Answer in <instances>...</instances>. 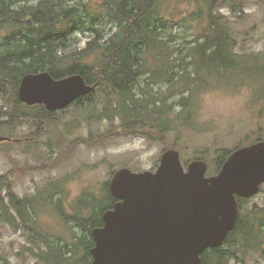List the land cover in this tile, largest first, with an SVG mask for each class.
<instances>
[{
	"label": "rangeland",
	"instance_id": "374dc122",
	"mask_svg": "<svg viewBox=\"0 0 264 264\" xmlns=\"http://www.w3.org/2000/svg\"><path fill=\"white\" fill-rule=\"evenodd\" d=\"M69 1L73 4L79 0ZM99 1L90 2L91 15L100 11L96 6ZM237 1L242 5L234 11L221 10L231 20L238 42L236 52L248 64H263L264 0ZM190 3L161 0L158 4L160 16L168 20L161 29L165 53L160 56L151 50L146 54L145 72L134 90L135 101L141 102L137 107H143L144 102L154 117L155 111L162 108L176 118L182 109L180 99L189 93L184 91V82L194 78L192 52L199 44L197 30L181 22L193 9ZM88 27L75 33L79 50L96 36ZM97 27L104 39L117 31L116 23L109 18L102 19ZM97 57L90 55L85 62L93 64ZM252 79L256 82L246 81L238 86L209 79V84L195 94L193 114L201 131L189 130L179 138L176 133L160 137L138 129L124 131L119 116L122 99L101 89L83 104L74 103L56 112L49 122L29 120L12 129L0 125V135L29 139L0 145V175H9L18 198L32 200L35 207L31 224L34 230L15 229L0 219V264H46L40 256L48 243L77 245L85 234L78 220L99 213L98 207H110L111 201L102 198L113 174L123 168L134 173L156 171L168 149L177 146L185 169L205 154L207 176L217 174V149H234L264 133V81L260 75ZM25 111L39 115L38 109ZM169 124L173 125L170 120ZM244 206L246 210L256 206L263 209L264 186ZM230 249L238 259L228 264H264V256L252 247H243L241 240L227 248Z\"/></svg>",
	"mask_w": 264,
	"mask_h": 264
},
{
	"label": "trees",
	"instance_id": "16d2710c",
	"mask_svg": "<svg viewBox=\"0 0 264 264\" xmlns=\"http://www.w3.org/2000/svg\"><path fill=\"white\" fill-rule=\"evenodd\" d=\"M91 1L79 0L72 4L69 0H38L36 3H29L28 0H0V100H3L0 102V125H9L12 129L29 120L49 122L56 114L44 106L28 107L19 100L22 78L31 73L48 72L55 79L81 75L88 85L94 87V91L75 103L83 104L97 90H104L122 99L119 116L124 131L135 132L138 129L143 134L146 131L160 137L176 133L178 138L189 130L197 133L201 131L193 114L197 99L195 94L203 85L209 84V79L233 82L235 86L255 81L252 79L255 75H260L264 81V63L248 64L240 58L236 52L238 42L231 20L221 13L225 8L234 11L241 7L240 2L182 0L191 2L193 9L181 22L197 30L199 44L192 52L194 78L190 77L188 82H184V91L189 93L180 99L182 109L176 118H171L167 110L162 111V108L155 111L154 117L144 102L143 107H137L141 102L135 101L134 90L145 72L146 54L151 50L159 52V55L165 53L166 42L161 29L168 20L159 14L158 4L161 0H100L96 4L100 11L95 15L90 14ZM106 18L117 26V31L108 39L101 37L97 27ZM86 26L96 36L87 43L85 49L79 50L75 33ZM90 55L98 56L93 64L85 62ZM25 109H38L39 115L27 113ZM169 120L173 125L169 124ZM193 121L194 126L191 125ZM260 141H264V133L252 141L236 145L234 149H217V172L234 150ZM199 159L207 162L205 154ZM106 190L102 199L110 200V207H98L99 213L95 212L87 220H78L79 227L85 232L79 243H48L46 252L40 256L42 261L46 264L92 263L90 250L95 245L92 230L104 225L103 213L112 209L118 201L110 194L108 184ZM251 199L238 198L239 218L235 230L229 234L222 247L203 253V264H228L238 259V255L227 248L239 240L243 247H252L264 256V208L256 206L246 210L244 204ZM33 205L32 200L18 198L9 175H0L2 222L15 229L34 230L31 226L34 222ZM13 212L16 216H13ZM81 247H84V253L79 257Z\"/></svg>",
	"mask_w": 264,
	"mask_h": 264
},
{
	"label": "water",
	"instance_id": "95a60500",
	"mask_svg": "<svg viewBox=\"0 0 264 264\" xmlns=\"http://www.w3.org/2000/svg\"><path fill=\"white\" fill-rule=\"evenodd\" d=\"M93 91L81 75L41 72L26 74L18 95L26 106L57 112ZM6 142L21 140L0 135ZM207 173L200 159L185 169L177 149L163 153L156 171H116L109 191L118 201L92 230L91 264H203V253L235 230L238 198L251 199L264 185V141L234 150L217 174Z\"/></svg>",
	"mask_w": 264,
	"mask_h": 264
},
{
	"label": "flooded vegetation",
	"instance_id": "af4514ba",
	"mask_svg": "<svg viewBox=\"0 0 264 264\" xmlns=\"http://www.w3.org/2000/svg\"><path fill=\"white\" fill-rule=\"evenodd\" d=\"M37 106H40V105H37ZM19 140H21V139H19ZM22 141L29 142V139H28V138H25V139H22L21 142H22ZM21 142H20V143H21Z\"/></svg>",
	"mask_w": 264,
	"mask_h": 264
}]
</instances>
